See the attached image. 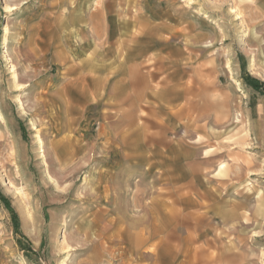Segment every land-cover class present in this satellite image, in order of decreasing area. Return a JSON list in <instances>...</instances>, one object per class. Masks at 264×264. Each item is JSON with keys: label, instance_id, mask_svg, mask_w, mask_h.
Instances as JSON below:
<instances>
[{"label": "rangeland", "instance_id": "rangeland-1", "mask_svg": "<svg viewBox=\"0 0 264 264\" xmlns=\"http://www.w3.org/2000/svg\"><path fill=\"white\" fill-rule=\"evenodd\" d=\"M121 35L124 61L99 46ZM247 196L264 203V0H0V264H264V219L240 240L212 208Z\"/></svg>", "mask_w": 264, "mask_h": 264}, {"label": "crops", "instance_id": "crops-1", "mask_svg": "<svg viewBox=\"0 0 264 264\" xmlns=\"http://www.w3.org/2000/svg\"><path fill=\"white\" fill-rule=\"evenodd\" d=\"M98 2V1H97ZM93 16V14L91 15ZM150 25V24H148ZM151 26V25H150ZM152 27V26H151ZM140 28V27H139ZM152 30V29H151ZM92 33V32H91ZM147 34V32H146ZM107 39V38H106ZM120 45L121 46H117V48H112L111 45H107L109 43L108 40H102V42L99 44L101 50L106 53V52H112L113 54H118V56H121L122 61L123 60V55H127L126 50L128 51L129 47L125 46V43H127V36L125 35H121L120 36ZM144 54H139L133 61V63H129L125 65V62H122L120 59V67H118V69L116 71L120 72H124V74L126 75V77H128V80L130 82V77L129 75H131V78H133V76H135V74H140V71L142 72V63L143 61L141 60V56ZM126 56H124L125 58ZM138 58L140 59V61H138ZM114 72V71H112ZM128 75V76H127ZM126 81V82H125ZM124 83H127V79H125ZM145 84V80L141 79V78H135V80L132 81V85L135 86L137 89H140L143 85ZM85 88V87H84ZM83 88V89H84ZM85 90V89H84ZM93 95V94H92ZM87 97H91V94H87ZM130 97H128V100L124 101L125 103H130ZM209 151H207L206 153H208ZM209 159H206V161H208ZM221 168V165L220 167ZM213 193V192H211ZM203 197H206V195L203 193ZM252 196H247L246 197V201L243 202H235L233 200H226L228 201L226 203L225 206H213V210H218V207H221V209L223 211H227L229 210L230 213L225 212L223 214L218 215V218L222 221V222H226L228 220H235L237 221L238 225H235L232 227V234L235 236H239L240 240H242L244 238L243 234H240V232L242 233V231L238 232V229L241 227L243 228V225H254L257 226V224H259L260 222H262V220L264 218H260V211L263 213L264 215V203L263 201H261L259 198L260 196H256L254 201H251L253 198H251ZM221 199L218 198L216 195H212V202L213 205L215 204V202L219 201ZM262 202V203H261ZM262 205H261V204ZM191 207H195L197 208L196 210H198V208L201 207H206L207 204L204 202H200V201H194L190 203ZM202 209V208H201ZM190 218V225H188L187 229H193V231H197L203 227L206 228L205 231H200V234H195V235H191V237L195 240V242L193 241L192 246H194L195 250L197 248H200L201 251H205L204 247L201 245V243H205L207 244L209 242V238H208V230L209 227H212L213 224L207 222V216L206 213L203 212H195L194 210H190V212L188 213ZM226 215H229L228 217H226ZM183 217H181V215L179 216V218H181V221H178V223L176 222L175 228L177 229L178 224L179 223H188L187 221V217H185V215H182ZM170 217V216H169ZM167 217V219L169 218ZM174 218V217H172ZM245 218H247V221H245ZM226 219V220H225ZM174 227V225H173ZM240 230H243L241 229ZM238 232V233H237ZM180 235V233L178 234ZM216 238V239H215ZM218 235H216L214 238H211L210 241L211 242H215V240H217ZM233 246H228L225 250L222 256L219 257H213L210 256L208 259V262H215V263H220L223 259V263L230 261V263H235L237 262V260L240 258L241 256V251L243 250V248L245 247V245H241V244H232ZM229 247L231 248V252L230 255L227 254V250L229 249ZM234 247V248H233ZM234 249V250H233ZM213 259V260H211ZM200 262L202 263L203 261L200 260Z\"/></svg>", "mask_w": 264, "mask_h": 264}, {"label": "bare ground", "instance_id": "bare-ground-1", "mask_svg": "<svg viewBox=\"0 0 264 264\" xmlns=\"http://www.w3.org/2000/svg\"><path fill=\"white\" fill-rule=\"evenodd\" d=\"M6 30V29H5ZM32 41H30L29 42V48L27 49L28 50V52H26L25 53V59H26V57H28V55H30V56H32L33 57V55H35L36 54V52H38L37 51V49L35 48V47H33V46H31L32 45V43H31ZM30 57H28V59H29ZM20 80V79H19ZM18 83V82H17ZM19 85V84H18ZM63 112V111H62ZM40 139V138H39ZM39 142V141H38ZM40 142H42V140H40ZM69 156V155H68ZM67 156V157H68ZM66 159V158H65ZM218 210H221L220 211V213L219 214H223V213H225V212H227L228 211V213H230L231 214V212H229V210H225V211H223L222 209H221V207H218ZM229 215H226V217H228ZM260 216H262V212L260 211ZM226 220V219H225ZM234 248V247H233ZM95 249H97V247H96V245H95ZM234 250V249H233ZM228 251V253L227 254H229L230 255V253L231 252H234V251H231V248L229 247V249L227 250Z\"/></svg>", "mask_w": 264, "mask_h": 264}]
</instances>
